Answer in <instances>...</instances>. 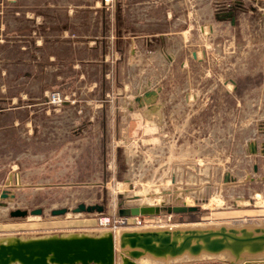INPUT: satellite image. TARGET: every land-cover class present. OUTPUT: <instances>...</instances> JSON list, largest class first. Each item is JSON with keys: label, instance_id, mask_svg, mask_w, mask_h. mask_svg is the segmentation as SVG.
<instances>
[{"label": "rangeland", "instance_id": "rangeland-1", "mask_svg": "<svg viewBox=\"0 0 264 264\" xmlns=\"http://www.w3.org/2000/svg\"><path fill=\"white\" fill-rule=\"evenodd\" d=\"M261 7L260 0H0V238L101 232L99 216L117 219L119 208L144 204L197 207L161 208L145 215L144 228L264 220ZM221 8L234 10V25L219 17ZM205 46L207 60L190 62ZM152 90L156 119L167 126L139 108ZM173 104L208 112L198 118L188 110L175 123L165 112ZM180 149L182 160L170 159ZM177 165L183 176L163 171L178 174ZM80 203L104 209L72 212ZM61 207L68 211L50 214ZM16 208L28 214L11 216ZM35 208L42 214L29 213ZM61 219L70 227H59Z\"/></svg>", "mask_w": 264, "mask_h": 264}, {"label": "water", "instance_id": "water-1", "mask_svg": "<svg viewBox=\"0 0 264 264\" xmlns=\"http://www.w3.org/2000/svg\"><path fill=\"white\" fill-rule=\"evenodd\" d=\"M260 1L264 15V0ZM233 21L231 18L232 23ZM149 95L154 93L146 94ZM225 179H228V174ZM161 208H165L168 213L197 210L196 206L182 204L164 207L162 203L155 206L144 204L122 207L117 214L153 215L158 214ZM103 209L101 204L80 203L72 212H102ZM67 211L66 207L54 208L50 210V214L63 215ZM29 213L40 215L42 209L35 208ZM27 214L26 209L19 208L10 212L11 216L23 217ZM204 255H224L230 264L264 256V225L218 224L122 229L116 233L111 230L96 233L74 231L39 236L8 235L0 238V264H138V260L146 257L167 262L181 257L197 259Z\"/></svg>", "mask_w": 264, "mask_h": 264}, {"label": "crops", "instance_id": "crops-1", "mask_svg": "<svg viewBox=\"0 0 264 264\" xmlns=\"http://www.w3.org/2000/svg\"><path fill=\"white\" fill-rule=\"evenodd\" d=\"M253 7V6H252ZM262 14V13H261ZM230 24H232V25H234V23H232V22H230ZM208 48H209V46H205V49L204 48H202L200 51H191L190 52V62L191 61H193V62H195V64H198V65H201V63L202 62H204L205 60H207V57L209 56V54L210 53H208ZM204 49V50H203ZM200 52V53H199ZM194 53V54H193ZM207 56V57H206ZM150 92H153L154 93V95H149V96H146V95H144V97H142V98H140L141 100V102H144V103H146V104H143L141 107H139V108H145V110H144V112H146V109H147V112H149L150 114H152V116H150V120H151V117H155V119H156V117H157V114H160V111L161 110H158V107L159 106H157V105H153L152 103L154 102V98H155V96H156V93H155V91H150ZM189 94L190 93H188V92H186L185 94H184V96H185V98H186V101H188L189 99H187L188 98V96H189ZM172 97L174 96L173 94L171 95ZM140 106V105H139ZM155 107H157L156 109H155ZM193 107V106H192ZM191 106H189L188 104H186V106H184L183 104L182 105H169V109L166 107L165 108V112H169L170 113V115H169V118L171 119V120H173L175 123H179L177 120H176V118L177 119H181V117L183 116L181 113H184L185 111H188V110H192L193 108H192ZM152 109H155V110H152ZM195 109V108H194ZM194 109L192 110V112H196L198 115V118H199V116L201 115V114H205V112H208V111H206V109L207 108H205V107H200L199 105H197L196 106V110L194 111ZM210 111V110H209ZM154 114V115H153ZM176 114H180V115H176ZM180 116V117H179ZM165 117V116H164ZM167 117V116H166ZM204 117V116H203ZM202 117V120L199 122V123H201V125H203V118ZM181 121H183V119L181 120ZM156 123H157V125H159L160 127L161 126H163V125H166L167 126V121H165V120H163V123L161 122V120H159V122H158V118L156 119V121H155ZM184 122H186L185 124L186 125H188L187 123H189L188 122V119H186ZM171 123H173V122H171ZM180 123H182V122H180ZM199 123L196 125L197 127L199 126ZM212 123H214V121H212ZM182 125V124H181ZM214 127V126H213ZM212 127V128H213ZM214 129V128H213ZM179 133V135H180V132H178ZM176 138H178L177 136L175 137V139ZM153 140H155L154 142H152L151 144H153V143H155L156 145H157V141L158 140H160V138H158V137H155V139H153ZM162 140H164V138L162 139ZM172 142L173 143H175V140L174 139H172ZM183 142V141H182ZM181 144H183V143H181ZM250 150H251V152L253 151V146L251 145L250 146ZM183 151H185V150H183V149H180V152L179 153H177L178 155H174L173 154V156H171L170 157V159H174V160H182V157H184V155H186L185 153L186 152H183ZM176 154V153H175ZM186 157V156H185ZM180 158V159H179ZM204 159H205V157H203ZM155 169H157L156 167H154ZM166 169H164L163 171H166V173H169L170 174V177L171 176H175V178H176V176L177 177H179V176H183V173H182V171H183V168H182V166H175V169L176 170H178V172L180 173V175H179V173L178 174H175V172L174 173H172V171H173V169H170L171 167H165ZM154 169V170H155ZM229 176H230V180H231V178L233 177V176H231L230 174H229ZM234 179V177L232 178V180ZM173 180V179H172ZM225 181H226V179H224ZM173 182V181H172ZM71 221H73V220H71ZM236 221H237V219H236ZM236 221H234V222H232V223H223V224H230V225H251V224H253V225H264V220H257V221H242V222H238V223H236ZM58 223H59V227H70V225H68V223L70 224V222H69V220H67V219H61V220H58L57 221ZM65 222V223H64ZM139 229H141V228H139ZM122 230V229H121ZM204 261H207L208 263H209V261H213V262H219V261H224V262H229L228 261V259H227V257L226 256H224V255H220V256H208V255H204V256H202V257H200V258H197V259H191V258H188V257H181V258H177V259H173V260H168L167 262H165V261H160V260H155V259H152V258H148V257H146V258H141L140 260H138L137 261V263L138 264H194V263H196V264H202L201 262H204ZM264 264V256L262 255L261 257H259V258H257V259H255V260H245V261H242V262H240L239 264ZM214 264V263H213ZM229 264H230V262H229Z\"/></svg>", "mask_w": 264, "mask_h": 264}, {"label": "built area", "instance_id": "built-area-1", "mask_svg": "<svg viewBox=\"0 0 264 264\" xmlns=\"http://www.w3.org/2000/svg\"><path fill=\"white\" fill-rule=\"evenodd\" d=\"M111 0H102L103 4H109ZM51 103L60 104L62 102L58 93L51 94ZM147 220L145 215L138 216H118L117 219H110L108 216H99L97 226L101 229L111 230L114 233L121 229H139L146 227Z\"/></svg>", "mask_w": 264, "mask_h": 264}, {"label": "flooded vegetation", "instance_id": "flooded-vegetation-1", "mask_svg": "<svg viewBox=\"0 0 264 264\" xmlns=\"http://www.w3.org/2000/svg\"><path fill=\"white\" fill-rule=\"evenodd\" d=\"M224 9L225 8L220 9L221 11L219 13H221V15L219 17L220 18L223 17L225 19H228L230 22H231V18H233L234 19L233 23H234L235 22L234 10L231 8H227V9H225V11H223ZM227 10H229V11H227ZM229 12H230V14H229ZM230 80H232V79H230Z\"/></svg>", "mask_w": 264, "mask_h": 264}]
</instances>
